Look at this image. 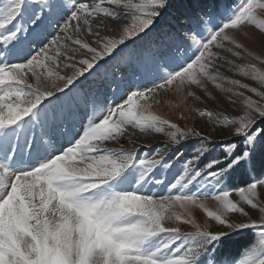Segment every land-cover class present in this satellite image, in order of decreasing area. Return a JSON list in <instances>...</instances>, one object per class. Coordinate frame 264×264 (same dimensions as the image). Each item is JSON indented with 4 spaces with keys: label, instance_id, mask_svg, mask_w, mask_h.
Instances as JSON below:
<instances>
[{
    "label": "snow or ice",
    "instance_id": "snow-or-ice-1",
    "mask_svg": "<svg viewBox=\"0 0 264 264\" xmlns=\"http://www.w3.org/2000/svg\"><path fill=\"white\" fill-rule=\"evenodd\" d=\"M249 28L264 37V0H0V264H264V55ZM149 62L166 71L124 92L121 63ZM89 77L112 98L92 96L77 127L79 105L53 100ZM210 86L240 104L190 109L228 132L219 155L153 110L162 92L216 101ZM130 130L163 135V150ZM240 171L251 179L231 186Z\"/></svg>",
    "mask_w": 264,
    "mask_h": 264
},
{
    "label": "rangeland",
    "instance_id": "rangeland-1",
    "mask_svg": "<svg viewBox=\"0 0 264 264\" xmlns=\"http://www.w3.org/2000/svg\"><path fill=\"white\" fill-rule=\"evenodd\" d=\"M249 35L251 36L250 40H243V43L246 47L257 55H264V37H262L258 32L254 31L253 29H248ZM147 39L145 41H137L136 45H129V48L125 50L124 55L127 56L137 47L144 46L147 43ZM250 58H246L245 61H238V63L248 62ZM254 62V61H253ZM117 61H111L108 66H106V70L109 74L112 69L116 66ZM171 66V65H170ZM264 67V65H261ZM121 68L124 71V81L120 84L121 89L126 92L129 86H143V85H150L151 81L158 77L161 72L166 71V69L159 66L157 63L149 62L145 64H141L139 66L133 67H126L123 63H121ZM101 72H105V69H102ZM92 77H89L88 81H85L83 84H78L75 88H73L72 92L68 96H61L59 101L53 100L54 105H64L67 107L71 105L76 107L79 105L77 111L79 113L77 118V127L79 126V122L86 120L85 113L91 110V97L95 96L99 102H103L105 97L111 99V93L108 91L107 87L102 88L97 92L96 86L91 85ZM249 82V81H244ZM254 83V82H250ZM115 87V85H113ZM193 91L196 92V95L201 98L203 103H197L192 98H188L184 103L180 102L179 94L174 92H162L159 96L160 103L155 104L153 106V110L163 117L172 120L173 122L179 123L181 126L187 125L188 127H196L197 130H200L207 135H209L214 141V147L216 151L213 153L214 155H219V143L221 141H225L229 139V134L226 130H221L217 128L213 130V125L207 121L206 118L199 117L195 112L190 111L192 108H207L213 112H223L224 114L228 115H235L238 113L240 104L239 101L235 105L231 104L230 102L226 101L222 94H220L217 90L209 87V91L216 96V101H212L204 96V94L193 88ZM88 91L91 93L89 97V104L86 106L84 103V92ZM183 113L186 119H178L180 113ZM132 133L133 140H136L137 143H150L152 144L157 150L162 151L163 146L162 142L165 140V137L160 134H148L145 136L143 133H140L135 130H130ZM65 139L64 136H61ZM60 137V141L64 142V139ZM70 138V135H69ZM63 139V140H62ZM113 147L119 148L120 145H112ZM127 147L131 148V145ZM149 149L144 148L142 150V154L147 153ZM175 164V167L171 169V171L164 170L163 176L166 177L167 180H171L172 177L176 174V172L181 168V164L176 162L175 160L172 161ZM251 179V175L246 171H240L236 173L233 179L230 182L231 186H240L245 183L244 180L249 181ZM241 181L244 183H241ZM153 192L157 194H166V190L164 186H158L152 189ZM209 205H213V201L208 202ZM193 213L199 221H203L205 219L204 213L200 209H193ZM253 218H255L256 213H252ZM185 230H190L187 226H185ZM251 234V233H249ZM252 235V234H251ZM253 238V236H252ZM231 253L228 251L223 255L228 257Z\"/></svg>",
    "mask_w": 264,
    "mask_h": 264
},
{
    "label": "trees",
    "instance_id": "trees-1",
    "mask_svg": "<svg viewBox=\"0 0 264 264\" xmlns=\"http://www.w3.org/2000/svg\"><path fill=\"white\" fill-rule=\"evenodd\" d=\"M173 4L176 5L178 3H181L182 0H172ZM246 182V180H244ZM244 181L241 183H244ZM252 240V235L249 233H246L244 236L240 237L237 239L236 243H234L227 251H225L226 253L229 251L231 254L229 256H235L240 250L241 248L249 243ZM224 252V254H225ZM228 256V257H229Z\"/></svg>",
    "mask_w": 264,
    "mask_h": 264
},
{
    "label": "bare ground",
    "instance_id": "bare-ground-1",
    "mask_svg": "<svg viewBox=\"0 0 264 264\" xmlns=\"http://www.w3.org/2000/svg\"><path fill=\"white\" fill-rule=\"evenodd\" d=\"M60 137H61V136H60ZM61 138H63V137H61ZM63 139H64V138H63ZM63 139H62V140H63ZM64 140H65V139H64ZM160 175L163 176V172H161Z\"/></svg>",
    "mask_w": 264,
    "mask_h": 264
}]
</instances>
